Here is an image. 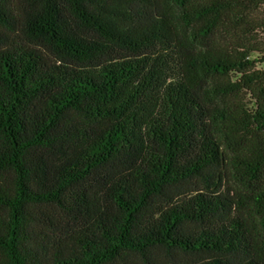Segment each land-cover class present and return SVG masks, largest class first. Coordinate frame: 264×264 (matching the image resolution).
Instances as JSON below:
<instances>
[{"label":"trees","instance_id":"16d2710c","mask_svg":"<svg viewBox=\"0 0 264 264\" xmlns=\"http://www.w3.org/2000/svg\"><path fill=\"white\" fill-rule=\"evenodd\" d=\"M262 31L264 0H0V264H264Z\"/></svg>","mask_w":264,"mask_h":264},{"label":"rangeland","instance_id":"374dc122","mask_svg":"<svg viewBox=\"0 0 264 264\" xmlns=\"http://www.w3.org/2000/svg\"><path fill=\"white\" fill-rule=\"evenodd\" d=\"M255 38H256V41H255V43L256 44H254V45H258V46H264V31H262V32H259L256 36H255ZM252 57H254V58H257L258 59V57H259V54L258 53H252ZM254 68L255 69H264V62H262V61H256L255 63H254ZM233 78H234V75H233ZM242 96L245 98V100L247 99V101H249V95L248 94H246V92H243L242 93ZM246 198L247 197H242V199H244V200H246ZM246 205L247 206H252L251 205V203H250V200H246ZM246 214L248 215V210H246ZM254 224H255V229L256 230H263L262 229V227L260 226V223L258 222V221H255L254 222ZM168 257V259L165 257V258H163L164 259V261H166V262H169V261H172V260H169V258H171V257H169V256H167ZM179 259H185V258H183L182 256H174V258H173V260H179Z\"/></svg>","mask_w":264,"mask_h":264}]
</instances>
